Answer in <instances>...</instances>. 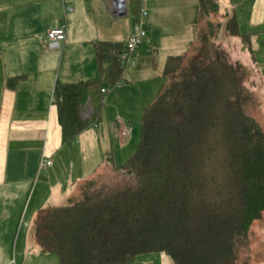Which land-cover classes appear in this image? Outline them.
Masks as SVG:
<instances>
[{
	"label": "trees",
	"instance_id": "obj_1",
	"mask_svg": "<svg viewBox=\"0 0 264 264\" xmlns=\"http://www.w3.org/2000/svg\"><path fill=\"white\" fill-rule=\"evenodd\" d=\"M217 1L198 0L207 27L198 48L166 62L167 84L144 109L139 143L118 169L128 181L102 189L86 182L67 206L38 216L37 242L59 264H134L152 254L171 264H240L250 228L264 215V129L247 110L245 69L212 42L222 28L208 20ZM130 4L140 12V0ZM225 16V36L255 58L259 33L242 34L235 14ZM122 53L100 43L98 61L107 67L97 79L56 84L64 141L99 121L103 85L118 83Z\"/></svg>",
	"mask_w": 264,
	"mask_h": 264
},
{
	"label": "crops",
	"instance_id": "obj_2",
	"mask_svg": "<svg viewBox=\"0 0 264 264\" xmlns=\"http://www.w3.org/2000/svg\"><path fill=\"white\" fill-rule=\"evenodd\" d=\"M141 2L147 9V38L133 55L135 65L122 64L118 83L103 85L106 104L99 121L64 141L54 104L56 84L97 79L107 67L99 64L97 46L124 51L139 12L130 0H0V264H59L37 242L38 216L67 206L103 169L119 173L138 145L144 109L167 84L168 58L188 54L198 0H140L139 9ZM217 4L218 12L235 14L240 32L242 22L264 26V0ZM61 24L66 25L63 47L49 50L47 33ZM259 34L252 38L254 46ZM83 108L82 117L90 118ZM116 117L131 128L124 139ZM45 160L51 164L42 169ZM121 176L128 181L127 174ZM134 264L171 262L152 254Z\"/></svg>",
	"mask_w": 264,
	"mask_h": 264
},
{
	"label": "rangeland",
	"instance_id": "obj_3",
	"mask_svg": "<svg viewBox=\"0 0 264 264\" xmlns=\"http://www.w3.org/2000/svg\"><path fill=\"white\" fill-rule=\"evenodd\" d=\"M196 17V22H194L196 32L194 31L193 33V35L195 36L194 38H189V52H191L195 47L198 48L199 38H201L204 33L207 32L205 29L206 21L201 20L199 15H196ZM162 19L163 17L160 18V20ZM208 20L214 24L219 23L222 26V30H219L217 32L218 34H215V37H219L212 39L213 44L215 46H218L222 51L228 53L232 61L239 62L245 69L246 77L244 85L248 89L247 91L251 97L247 110L249 115L254 117L264 129V26H261L257 29L250 28V24L247 22L241 23L242 33L254 32L256 30L260 32V37L258 38L259 40L255 42V58H253L251 54L243 50L242 43L239 40L224 36L223 25L226 21L224 10L221 13L218 12L214 16L210 15ZM188 26L190 29H192L191 23H188ZM87 105L88 104H85L83 106L84 108H82L85 112L91 111L92 116V108ZM92 180V184L94 185L93 189H96L100 186H106V188L115 186L117 187L127 182V179L121 176V172L116 173L110 169H103ZM248 243V249L242 255L240 264H264V215L262 219L254 222L252 227L250 228Z\"/></svg>",
	"mask_w": 264,
	"mask_h": 264
},
{
	"label": "built area",
	"instance_id": "obj_4",
	"mask_svg": "<svg viewBox=\"0 0 264 264\" xmlns=\"http://www.w3.org/2000/svg\"><path fill=\"white\" fill-rule=\"evenodd\" d=\"M147 16V9L141 2L140 12H139V20L134 25L133 31L130 35V38L125 43L124 51L121 55L122 64L125 66H134L135 62L133 60V55L142 44V42L147 38V32L145 27L143 26V20ZM66 38V25L61 24L57 28H53L48 31L47 33V43L46 46L49 50H60L63 47L64 41ZM106 89H102V93H106ZM91 116V111H88L86 117ZM116 123L119 126L118 129V136L120 139L126 138L130 132L131 128L120 119V117H116ZM51 164L50 160H45L41 164V168L44 169L45 167Z\"/></svg>",
	"mask_w": 264,
	"mask_h": 264
},
{
	"label": "water",
	"instance_id": "obj_5",
	"mask_svg": "<svg viewBox=\"0 0 264 264\" xmlns=\"http://www.w3.org/2000/svg\"><path fill=\"white\" fill-rule=\"evenodd\" d=\"M124 8H126V5L124 4Z\"/></svg>",
	"mask_w": 264,
	"mask_h": 264
}]
</instances>
